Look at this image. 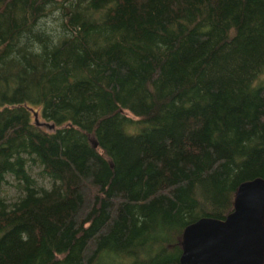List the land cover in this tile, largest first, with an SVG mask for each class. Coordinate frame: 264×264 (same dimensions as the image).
<instances>
[{
	"label": "trees",
	"instance_id": "obj_1",
	"mask_svg": "<svg viewBox=\"0 0 264 264\" xmlns=\"http://www.w3.org/2000/svg\"><path fill=\"white\" fill-rule=\"evenodd\" d=\"M263 73L264 0H0V264H180L264 179Z\"/></svg>",
	"mask_w": 264,
	"mask_h": 264
},
{
	"label": "water",
	"instance_id": "obj_2",
	"mask_svg": "<svg viewBox=\"0 0 264 264\" xmlns=\"http://www.w3.org/2000/svg\"><path fill=\"white\" fill-rule=\"evenodd\" d=\"M34 115L36 125L53 128V124L39 122ZM262 214L264 179L241 183L229 215L224 219L203 217L185 228L180 264H263Z\"/></svg>",
	"mask_w": 264,
	"mask_h": 264
},
{
	"label": "rangeland",
	"instance_id": "obj_3",
	"mask_svg": "<svg viewBox=\"0 0 264 264\" xmlns=\"http://www.w3.org/2000/svg\"><path fill=\"white\" fill-rule=\"evenodd\" d=\"M261 78H264V73L260 76ZM31 110H34V112L32 113V120L34 121L35 115H37V120L39 122H46L45 120H43V118L40 115V108L38 107H34L31 108ZM32 112V111H31ZM43 130L45 131H49L50 129H48L46 126L42 125L40 126ZM36 177L38 178V181H41L42 179L40 178V176L36 175ZM15 184H17V181L15 180H10L9 183H6L4 181L0 182V196L1 195H5L7 196V199H9V201H12L15 199V197L18 195V190L16 189ZM48 186V185H47Z\"/></svg>",
	"mask_w": 264,
	"mask_h": 264
}]
</instances>
